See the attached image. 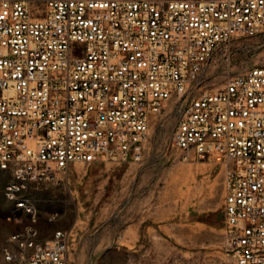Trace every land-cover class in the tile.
<instances>
[{
	"label": "built area",
	"instance_id": "1",
	"mask_svg": "<svg viewBox=\"0 0 264 264\" xmlns=\"http://www.w3.org/2000/svg\"><path fill=\"white\" fill-rule=\"evenodd\" d=\"M37 1H39L37 3ZM264 36V0H0V169L15 201L0 264H67L70 231L38 238L17 198L71 163L138 161L150 117L180 105L171 145L225 163L223 264H264V66L215 91L200 77L233 36Z\"/></svg>",
	"mask_w": 264,
	"mask_h": 264
},
{
	"label": "rangeland",
	"instance_id": "2",
	"mask_svg": "<svg viewBox=\"0 0 264 264\" xmlns=\"http://www.w3.org/2000/svg\"><path fill=\"white\" fill-rule=\"evenodd\" d=\"M256 66H264V36H233L212 54L200 86L215 91ZM180 109L173 98L151 115L138 161L71 163L56 183L17 195L33 203L41 238L70 231L67 264H223L226 165L212 155L185 158L171 145ZM10 178L0 170V259L3 248L14 250L9 236L31 223L21 211L20 223L6 219L15 212L4 196Z\"/></svg>",
	"mask_w": 264,
	"mask_h": 264
},
{
	"label": "crops",
	"instance_id": "3",
	"mask_svg": "<svg viewBox=\"0 0 264 264\" xmlns=\"http://www.w3.org/2000/svg\"><path fill=\"white\" fill-rule=\"evenodd\" d=\"M1 170V169H0ZM3 171V170H2ZM6 172H8V171H6ZM21 214H24V215H26L25 213H23L22 211H21ZM21 214H19L18 213V215H20L21 216ZM20 228H22V227H20ZM20 228H18L17 230H19ZM59 229V228H58ZM16 231V230H15ZM51 237V236H50ZM50 237H48V238H50ZM38 238L39 239H41V240H46V239H48V238H41L39 235H38Z\"/></svg>",
	"mask_w": 264,
	"mask_h": 264
}]
</instances>
